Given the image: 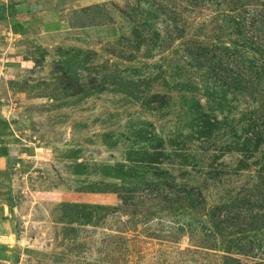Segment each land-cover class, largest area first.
<instances>
[{
    "label": "rangeland",
    "instance_id": "obj_1",
    "mask_svg": "<svg viewBox=\"0 0 264 264\" xmlns=\"http://www.w3.org/2000/svg\"><path fill=\"white\" fill-rule=\"evenodd\" d=\"M87 1L0 39L20 264H264V0Z\"/></svg>",
    "mask_w": 264,
    "mask_h": 264
},
{
    "label": "crops",
    "instance_id": "obj_2",
    "mask_svg": "<svg viewBox=\"0 0 264 264\" xmlns=\"http://www.w3.org/2000/svg\"><path fill=\"white\" fill-rule=\"evenodd\" d=\"M84 1L85 0H81V3ZM100 1L101 0H88L85 2V6ZM47 9H49V15L52 14V16H57V14H65L69 16V0H0V39L3 34H5V31L9 34L10 31L14 30L20 34L21 30L25 28V25H29L28 21H31V15L28 16V13H36L40 15L41 13L48 12ZM7 130L8 126L6 127L5 124L1 123L0 264H20L24 260V257L27 258L29 255H25L26 251L21 250L22 247L17 242L18 237L16 238V230H14L17 221L16 210L18 209V205L15 204L16 201L15 203L13 202L15 196L10 194V191L12 190L13 192L14 188L11 186V190L9 189L10 185H7V178H9V172L15 164V158H18L19 156L17 155L18 151L15 150V144L7 138Z\"/></svg>",
    "mask_w": 264,
    "mask_h": 264
}]
</instances>
